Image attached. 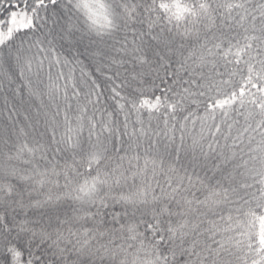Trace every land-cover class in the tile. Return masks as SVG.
<instances>
[{"label": "snow or ice", "instance_id": "obj_1", "mask_svg": "<svg viewBox=\"0 0 264 264\" xmlns=\"http://www.w3.org/2000/svg\"><path fill=\"white\" fill-rule=\"evenodd\" d=\"M0 264H264V0H0Z\"/></svg>", "mask_w": 264, "mask_h": 264}]
</instances>
